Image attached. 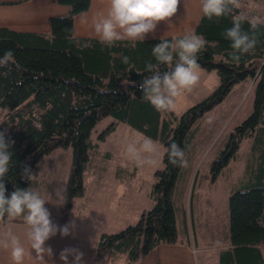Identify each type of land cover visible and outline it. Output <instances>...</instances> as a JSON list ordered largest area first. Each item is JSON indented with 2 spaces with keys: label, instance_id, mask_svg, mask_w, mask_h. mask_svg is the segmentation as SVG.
I'll return each mask as SVG.
<instances>
[{
  "label": "trees",
  "instance_id": "trees-1",
  "mask_svg": "<svg viewBox=\"0 0 264 264\" xmlns=\"http://www.w3.org/2000/svg\"><path fill=\"white\" fill-rule=\"evenodd\" d=\"M57 1L68 5L69 11L49 18L48 35L0 27V56L12 50L16 60L10 71L0 68V133L14 142L9 149L10 169L4 178L6 195L15 188H28L30 180L22 175L25 167L33 176L44 155L56 148H70L71 165L60 210V221L65 222L74 198L85 191L83 171L92 145L91 129L101 118L112 116L115 120L99 133V139H105L117 121L125 122L162 143L163 166L152 173L153 205L143 209L135 222L117 231L101 232L94 259L112 261L124 254L126 263L131 264L162 243H176L173 193L181 167L169 163L165 149L175 142L185 151L193 123L222 101L236 82L253 78L251 113L229 133L224 148L211 163L210 173L215 179L235 156L242 139L253 137V183L228 196L231 245L220 250L219 264H264V24L257 31L255 51L242 56L237 64L229 56L230 42L222 33L232 26L238 10L212 20L202 13L194 31L205 40L197 54L198 63L200 68L217 74L218 84L179 116L173 114L172 119L161 121L160 111L142 98L139 84L152 75L146 71V63L156 64L152 47L160 39L174 42L182 36L149 38L143 43L119 41L108 47L98 38L72 34L74 16L87 10L90 0ZM243 28L249 29L247 22ZM124 56L129 58L128 63L123 62ZM158 70L163 73L168 68L160 65ZM16 220L20 217L10 220L6 216L2 221Z\"/></svg>",
  "mask_w": 264,
  "mask_h": 264
},
{
  "label": "rangeland",
  "instance_id": "rangeland-1",
  "mask_svg": "<svg viewBox=\"0 0 264 264\" xmlns=\"http://www.w3.org/2000/svg\"><path fill=\"white\" fill-rule=\"evenodd\" d=\"M199 70L203 69L199 68ZM202 72L204 76L199 73L198 83L190 91H182V94L176 98L173 111H160L161 121L172 119L173 114L179 116L215 89L218 84L217 74L214 71ZM207 72L210 73L206 75ZM253 97V78L247 77L236 82L222 101L193 123L187 136L185 155L188 166L181 167L173 200L178 232H183L184 210L189 239L196 237L199 248L196 253L197 264L217 263L218 249L230 244L228 196L232 191L253 183L255 160L250 152L252 136L242 139L235 156L229 159L215 179H212L210 173L211 163L224 148L229 133L251 113ZM2 114L3 111L0 110V119ZM114 120L112 116H105L91 129L92 145L89 147V159L83 171L85 197L75 199L74 203L78 206L80 200L89 201L90 185L98 173L113 174L116 171L117 174L126 177L131 172H135L134 182L139 184L138 202L149 208L154 203L150 196L154 182L152 173L154 169L163 166L164 146L159 140L152 138L158 146L157 154L152 157L155 163L137 166L125 156L124 149L128 142L142 139L138 135L142 132L125 122L117 121L115 129L110 131L105 139H99V133ZM71 158L70 148L52 150L37 163V174L33 175L28 184V188L39 190L41 197L46 201L45 207L51 213L52 220L60 219ZM107 179L112 182L111 175H107ZM124 184V181L117 182L113 186L110 184L109 191L106 189L104 193L118 194L124 188ZM202 248L206 249L202 250Z\"/></svg>",
  "mask_w": 264,
  "mask_h": 264
},
{
  "label": "clouds",
  "instance_id": "clouds-1",
  "mask_svg": "<svg viewBox=\"0 0 264 264\" xmlns=\"http://www.w3.org/2000/svg\"><path fill=\"white\" fill-rule=\"evenodd\" d=\"M181 0H110L106 16L96 19L93 24L94 32L99 42L112 47L119 41H133L143 43L149 34H155L157 25L173 17L178 10ZM240 7L239 0H201V11L208 20L230 15L233 9ZM82 18L81 23H86ZM247 22L249 29L245 30L243 24ZM262 21L259 17L249 19L246 15L233 16L232 26L222 33L225 40L230 42L232 51L229 53L231 60L239 63L241 57L255 51L259 43L257 31ZM205 40L202 35L195 32L186 33L174 42L160 39L152 47V56L156 64L146 63L145 69L152 75L144 78L139 84L142 98L149 102L157 111H173L176 98L182 91H190L199 81V68L197 54L204 47ZM87 47V45H84ZM129 58L123 57V62L128 63ZM16 64L14 52L6 50L0 56V68H8ZM160 65L167 66L168 70L161 73ZM7 75V73H4ZM147 127V126H145ZM142 139L130 141L126 144L125 156L135 162L137 166L152 165L155 163L153 156L158 152L157 143L143 133L138 134ZM14 142L5 140L0 133V220L6 216L12 220L23 217L28 226L27 238L30 242L31 254L35 253L38 264H47L45 257H51L53 250L45 246V242L55 236L70 235L71 222L64 226L53 223L51 213L45 207V199L39 190L32 187L15 188L6 195L4 178L9 171L12 161V152L9 150ZM168 161L173 166L187 167L188 160L185 151L175 142L165 149ZM22 175L32 179L29 168L25 167ZM0 247L10 250L12 264H23L26 250L19 238L11 232L0 239ZM74 257V264H80L82 253L75 249H64L60 259L68 264V257Z\"/></svg>",
  "mask_w": 264,
  "mask_h": 264
},
{
  "label": "crops",
  "instance_id": "crops-1",
  "mask_svg": "<svg viewBox=\"0 0 264 264\" xmlns=\"http://www.w3.org/2000/svg\"><path fill=\"white\" fill-rule=\"evenodd\" d=\"M110 0H90L87 10L74 16L72 34L75 37L98 38L94 32V21L101 16H106L109 10ZM69 11V6L59 3L57 0H0V27H7L16 31H30L50 34L49 18L51 16H63ZM202 15L201 0H181L177 13L166 21L157 25L155 34H149V38L176 37L195 31V27ZM86 18V23H81ZM204 70V69H203ZM203 70L199 72L203 77ZM206 71V70H204ZM210 72H207L208 75ZM37 174V173H36ZM107 175L112 176L109 182ZM135 172L122 177L115 171L113 174L100 172L90 185V197L88 202L80 200L78 206L75 199H84V194L73 200V206L65 222L52 220L58 226H64L70 222L74 227L70 228V235L61 236L59 232L45 242L50 246L53 255L45 257L47 264H64L60 259V253L64 249H75L82 253L80 264H127L126 256L121 254L114 260H96L93 251L101 232L117 231L127 224L133 223L139 217L144 205L138 202L139 184L135 183ZM124 181V188L118 194H105L110 184ZM109 191V190H108ZM111 203V204H109ZM77 207V208H76ZM183 208V207H182ZM177 226V221H176ZM185 211L183 210V232H178L176 243H162L151 250L145 257L131 264H197L196 237L189 239V231ZM28 226L23 217L16 221L4 222L0 220V239L8 232L16 235L26 250L23 264H38L35 253L32 251L27 238ZM192 238V237H191ZM220 247L216 254L219 264ZM206 248H202L204 250ZM0 264H12L10 250L0 247ZM68 264H74V257L69 255Z\"/></svg>",
  "mask_w": 264,
  "mask_h": 264
},
{
  "label": "built area",
  "instance_id": "built-area-1",
  "mask_svg": "<svg viewBox=\"0 0 264 264\" xmlns=\"http://www.w3.org/2000/svg\"><path fill=\"white\" fill-rule=\"evenodd\" d=\"M238 14H244L249 19L259 17L264 24V0H239Z\"/></svg>",
  "mask_w": 264,
  "mask_h": 264
}]
</instances>
